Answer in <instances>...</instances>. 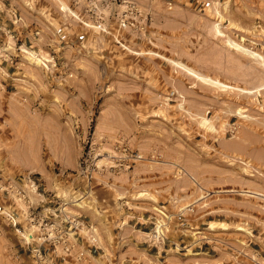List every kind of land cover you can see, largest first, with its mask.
Wrapping results in <instances>:
<instances>
[{"label": "rangeland", "instance_id": "rangeland-1", "mask_svg": "<svg viewBox=\"0 0 264 264\" xmlns=\"http://www.w3.org/2000/svg\"><path fill=\"white\" fill-rule=\"evenodd\" d=\"M0 264H264V0H0Z\"/></svg>", "mask_w": 264, "mask_h": 264}, {"label": "bare ground", "instance_id": "bare-ground-1", "mask_svg": "<svg viewBox=\"0 0 264 264\" xmlns=\"http://www.w3.org/2000/svg\"><path fill=\"white\" fill-rule=\"evenodd\" d=\"M229 42V44L231 45V46H235L236 47V49L238 48V49H240V50H243L245 53H249L250 55H252V56H254V57H259L257 54H255V53H253V52H249L248 50H245V49H243L242 47H240L238 44H236L235 42H232L231 40H229L228 41ZM28 56H29V58H30V62L31 63H33V64H36L37 65V67L39 66V65H41V64H44L43 63V61H42V59H40L35 53H33V52H28ZM45 65V64H44ZM200 77V76H199ZM201 79H205V78H203V77H200ZM214 84H216V85H221V83H219V82H214ZM202 123V122H201ZM208 120H205V121H203V125H208ZM210 127V126H209ZM213 128V127H212ZM214 129V128H213ZM71 235V234H70Z\"/></svg>", "mask_w": 264, "mask_h": 264}, {"label": "built area", "instance_id": "built-area-1", "mask_svg": "<svg viewBox=\"0 0 264 264\" xmlns=\"http://www.w3.org/2000/svg\"><path fill=\"white\" fill-rule=\"evenodd\" d=\"M124 22H126V20H125V19H123V23H124Z\"/></svg>", "mask_w": 264, "mask_h": 264}]
</instances>
